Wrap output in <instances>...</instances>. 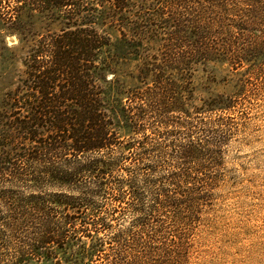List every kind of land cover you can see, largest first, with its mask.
Instances as JSON below:
<instances>
[{
  "label": "trees",
  "instance_id": "trees-1",
  "mask_svg": "<svg viewBox=\"0 0 264 264\" xmlns=\"http://www.w3.org/2000/svg\"><path fill=\"white\" fill-rule=\"evenodd\" d=\"M106 1L126 11L130 0ZM171 3L163 63L147 66L152 85L125 101H109L103 85L109 39L91 26L97 0L29 4L58 10L65 26L41 36L0 109V264H171L183 254L178 231L210 200L237 102L218 95L185 111L164 67L182 74L222 56L261 68L264 6Z\"/></svg>",
  "mask_w": 264,
  "mask_h": 264
},
{
  "label": "rangeland",
  "instance_id": "rangeland-1",
  "mask_svg": "<svg viewBox=\"0 0 264 264\" xmlns=\"http://www.w3.org/2000/svg\"><path fill=\"white\" fill-rule=\"evenodd\" d=\"M32 2L0 0V109L6 94L25 78V60L41 36L65 26L58 10L38 12L30 7ZM97 2L91 26L109 39L102 54L108 82L103 85L109 101H125L129 92L152 85L154 78L147 66L163 63L161 50L174 30L162 28L161 23L171 21L173 3L130 0L126 11H120L106 0ZM259 2L264 6V0ZM19 5L22 9H17ZM258 16L259 12L254 13ZM258 28L256 63L264 54V20ZM230 40L240 43L233 36ZM252 65L235 68L220 56L192 65L182 74L174 69L176 65L164 67L165 80L182 95L185 111L194 112V106H204L218 95L237 102L230 114V143L210 200L197 209L198 218L190 228L178 231L186 240L181 237L182 246L177 248L183 254L171 264H264V65L258 69ZM112 83L118 92L108 91Z\"/></svg>",
  "mask_w": 264,
  "mask_h": 264
}]
</instances>
